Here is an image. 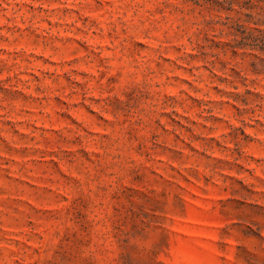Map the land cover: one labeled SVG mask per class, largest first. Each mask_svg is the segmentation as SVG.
Here are the masks:
<instances>
[{
  "label": "rangeland",
  "instance_id": "374dc122",
  "mask_svg": "<svg viewBox=\"0 0 264 264\" xmlns=\"http://www.w3.org/2000/svg\"><path fill=\"white\" fill-rule=\"evenodd\" d=\"M0 264H264V0H0Z\"/></svg>",
  "mask_w": 264,
  "mask_h": 264
}]
</instances>
